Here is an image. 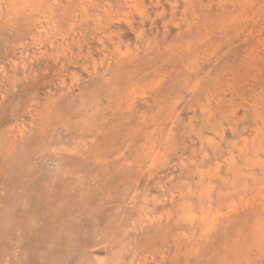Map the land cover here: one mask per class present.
Returning a JSON list of instances; mask_svg holds the SVG:
<instances>
[{"label": "rangeland", "instance_id": "obj_1", "mask_svg": "<svg viewBox=\"0 0 264 264\" xmlns=\"http://www.w3.org/2000/svg\"><path fill=\"white\" fill-rule=\"evenodd\" d=\"M38 1L0 0V264H264V0Z\"/></svg>", "mask_w": 264, "mask_h": 264}, {"label": "bare ground", "instance_id": "obj_2", "mask_svg": "<svg viewBox=\"0 0 264 264\" xmlns=\"http://www.w3.org/2000/svg\"><path fill=\"white\" fill-rule=\"evenodd\" d=\"M19 1H20V0H19ZM23 1H24V0H23ZM27 1H28V0H27ZM37 1H38V0H37ZM41 1H42V0H41ZM35 2H36V0H35ZM28 3H29V2H28ZM38 3H39V1H38ZM13 4H14V3H13ZM20 4H21V3H20ZM25 4H26V2H25ZM25 4H24V5H25ZM33 4H35L34 1H33ZM21 5H22V4H21ZM38 7H39V6H38ZM36 10H37V9H36ZM37 13H38V12H37ZM40 14H41V13H40ZM40 19H41V18H40ZM36 20H37V19H36ZM44 24H45V23H44ZM40 25H41V24H40ZM53 26H54V25H53ZM41 27H42V26H41ZM42 29H43V27H42ZM39 30H40V29H39ZM45 30H46V29H45ZM45 30H44V31H45ZM40 31H41V30H40ZM32 112H33V111H32ZM221 133H222V132H221ZM220 136H221V135H220ZM220 136H219V137H220ZM220 138H221V137H220ZM206 173H207V172H206ZM257 181H258V180H257ZM204 188H205V187H204ZM208 188H209V187H208ZM206 190H207V189H206ZM200 191H202V190H200ZM192 192H193V191H192ZM172 197H173V196H172ZM206 211H207V210H206ZM202 213H203V212H202ZM201 215H202V214H201ZM206 215H207V214H206ZM150 216H151V215H150ZM154 218H155V217H154ZM157 218H158V217H157ZM155 220H156V219H155ZM190 220H193V219L190 218ZM190 220H188V221H190ZM151 221H152V220H151Z\"/></svg>", "mask_w": 264, "mask_h": 264}]
</instances>
